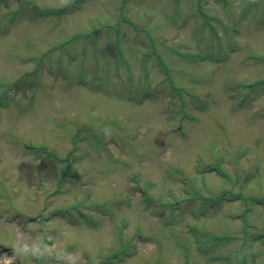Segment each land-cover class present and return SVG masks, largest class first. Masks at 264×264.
<instances>
[{"label":"rangeland","instance_id":"rangeland-1","mask_svg":"<svg viewBox=\"0 0 264 264\" xmlns=\"http://www.w3.org/2000/svg\"><path fill=\"white\" fill-rule=\"evenodd\" d=\"M20 1L42 17L0 6V264H264V0Z\"/></svg>","mask_w":264,"mask_h":264}]
</instances>
